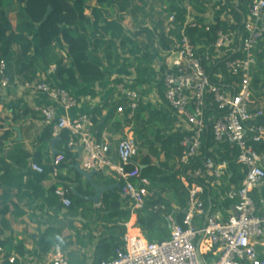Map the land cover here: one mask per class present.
I'll use <instances>...</instances> for the list:
<instances>
[{
  "label": "built area",
  "instance_id": "obj_1",
  "mask_svg": "<svg viewBox=\"0 0 264 264\" xmlns=\"http://www.w3.org/2000/svg\"><path fill=\"white\" fill-rule=\"evenodd\" d=\"M173 20V16L168 18L167 32L173 29ZM226 25L225 30L215 32L213 42L198 52L185 28L200 25L187 11L185 23L176 32L174 47L165 52L156 81L162 84L164 102L174 114L179 130L186 132L177 160L181 169L177 178L187 193L181 221L173 212L167 215L172 229L170 237L163 241L147 242L140 234L126 233L111 258L94 264H264V124L258 120L264 115V94L252 84L258 56L264 54V0L248 1L240 26L235 25L232 16ZM210 26L206 24L205 30L209 31ZM124 83L129 85L131 81ZM10 84L6 64L0 59V88ZM23 86L48 95L52 103L36 111L47 125H52L53 137L62 130L68 132L67 147L73 152L80 149L81 169H109L119 184L120 200L134 209L141 208L152 193L148 179L140 175L139 147L134 138L125 136L118 140V161L113 163L109 145L91 137L88 115L73 119L57 115V107L69 110L76 106L72 93L36 80ZM143 98L137 90L124 88L118 95L121 105L117 111L127 110V117L134 118ZM208 127L212 146L204 155L202 139ZM226 150L229 158L223 159ZM233 157L243 173L239 185L231 180L229 166ZM63 160V153L54 157L53 173ZM189 165L191 182L184 168ZM29 167L37 173L43 171L34 162ZM207 185L206 202L201 195ZM55 195L63 207L70 206L66 189L56 187ZM223 201L230 204L225 215L217 208ZM158 207L164 209L161 205L155 208ZM3 252L0 245V257ZM13 260L9 258L10 262ZM49 264L71 263L60 247H55Z\"/></svg>",
  "mask_w": 264,
  "mask_h": 264
},
{
  "label": "trees",
  "instance_id": "obj_2",
  "mask_svg": "<svg viewBox=\"0 0 264 264\" xmlns=\"http://www.w3.org/2000/svg\"><path fill=\"white\" fill-rule=\"evenodd\" d=\"M90 2L94 4L91 5ZM164 2L167 4L164 9L165 15L159 16L157 20L159 32L155 34L153 29L145 26L146 20H150L152 24L155 17L153 0H0V59L6 64V73L11 83L15 80L23 84L32 82L36 79L41 66H54V75L61 85L77 87L81 83L91 84L108 80L110 76L106 73L105 67L110 69L123 67L133 69L135 78L129 85L120 79H114L115 84L121 89L118 95L124 88L140 93L144 90L149 92L153 83L158 80V73L152 66L151 53L156 51L157 45L162 50H169L172 45L162 25L163 20L170 16L174 17L173 29L167 32L169 34L178 32L186 21L185 13L177 10L171 0ZM222 8L233 17L237 27L247 13L246 4L235 7L228 0H225ZM48 9L50 10L46 15ZM126 16L131 18L132 26L135 27L131 33L123 25ZM226 23L212 24L209 31H206L204 26H186L185 33L191 43L198 47V52H201L204 45L214 41L218 29H226ZM33 35L42 51L41 63L32 52ZM56 46L64 47L68 57H64ZM263 58L264 54L258 56L259 61ZM252 84L259 93L264 94V69L254 73ZM156 88L164 101L162 84L157 83ZM120 105L121 101H117L116 106ZM102 109H96L90 114L93 125L100 121ZM258 120L264 124V115ZM133 123L135 126L133 138L142 153L138 163L140 175L148 179L151 190L166 197L160 199L154 195L148 198L141 208L136 209L135 227L147 242L163 241L171 234L167 215L173 211L175 218L181 221L182 211L187 207V193L177 178L181 174L177 160L183 150L181 141L186 132L175 129L173 119L167 118L161 110H149L135 115L134 118H128L125 110L121 121L114 122L113 126L116 131L122 132ZM10 137L11 132L8 130L0 135V236L10 229L8 215L18 219L25 214L12 202L11 190L25 187L36 199H45L49 208H62L60 199L55 195L56 186H52L47 194L41 186L52 172V166L42 165V173L32 171L29 167V154L24 148L4 155L5 144ZM54 138L52 125L49 124L44 129L42 139L52 142ZM202 140V153L208 155V149L212 146L210 127L206 129ZM68 141V132L62 130L56 142L63 148L54 157L63 153V162L69 160L75 162L76 151L73 152L67 147ZM160 154H164L163 161L158 159ZM222 158H229L227 150L222 154ZM191 166L184 167L190 182ZM229 169L232 182L239 185L243 173L234 162V157ZM74 175V178L67 182L77 183L73 189L75 193L68 184L63 187L71 201L67 207V214H76L83 203L75 194L88 196L94 193L89 184L82 185V176L79 173L75 172ZM108 182L103 181V184L107 185ZM203 191L201 197L207 202L209 186L207 185ZM168 195L171 196V200ZM171 203L176 205V211ZM102 205L107 217L116 218L123 224L129 220L131 211L127 208L120 210L122 201L116 189L103 194ZM160 205L164 206V209L155 208ZM113 230L118 231L121 240L114 243V247H111V240H100L99 254L95 256L94 263L111 258L114 250L123 244L122 237L126 233V227L115 224ZM46 232L48 236L55 237V243L60 244V231L57 228L49 227ZM130 233L136 232L131 230ZM5 244L7 241L0 239V245ZM0 264L19 263L17 260L10 262L9 257L4 255L0 257Z\"/></svg>",
  "mask_w": 264,
  "mask_h": 264
},
{
  "label": "crops",
  "instance_id": "obj_3",
  "mask_svg": "<svg viewBox=\"0 0 264 264\" xmlns=\"http://www.w3.org/2000/svg\"><path fill=\"white\" fill-rule=\"evenodd\" d=\"M171 1L173 6L177 10L185 13V15H187V11H190L191 17L195 18L200 26H205L206 24L212 25L218 22L225 23L228 22L231 17L222 8L225 0ZM228 1L235 7L242 4H246L247 7L249 0ZM153 2L155 3L153 9L155 17L152 24L150 20H146L145 26L153 29L156 34L159 32L157 20L160 15L164 17V9L167 4L164 0H153ZM195 2L197 4H195ZM90 4L93 5L94 2ZM21 10H23V7H21ZM13 18L15 19L14 16ZM167 21L168 19L163 20L162 25L166 35H168L172 41L171 48H173L177 33H167ZM123 25L127 26V28L132 27V30L135 28L132 26L129 16L125 17ZM129 30L131 31L130 28ZM129 30L127 31L129 32ZM31 41L32 52L38 59V62L41 63L42 51L38 46L35 35L31 37ZM56 49L64 55V57H68L64 47L56 46ZM166 51L168 50H162L157 45L156 51L151 53V58L153 60L152 66L158 73V76L163 67V58ZM262 66H264V58L258 62L256 71L262 68ZM105 71L110 76L108 80L91 84L81 83L77 87H70L63 86L59 83L54 75V66H41L35 80L51 86L64 88L76 97L77 104L73 108L69 110H63L60 107L56 108L57 115L60 117L73 119L79 115L85 114L90 117L91 122L90 114L96 109L103 108L100 121L95 125L91 122V126H88V130L95 141L109 145V157L113 163H116L117 156L115 147L118 140L125 136L133 137V129L135 126L133 123L130 127L124 128L122 132L116 131L113 126L114 122L121 121L123 114V112L117 111L118 106H116V102L118 101V93L121 89L115 84L114 79H120L123 82H133L135 74L133 69L123 67L115 69L105 67ZM157 83L158 82L153 83L152 89L149 92L144 90V92L141 93L144 95V98L139 104L136 115L143 114L149 110H161L167 118L173 119L175 129L179 130L174 114L158 94L156 88ZM51 103L52 101L47 94L30 91L23 86V83L18 81L16 83H11L7 88H0V135L6 130L11 132V137L5 144L4 155L12 154L18 148H24L29 154L30 163L34 162L41 166L51 165L52 172L41 184L46 194L54 185L56 187H64L65 184H68L73 190L77 183H70L67 181L74 178L75 172L78 173L75 169V165H78L81 169L78 161L79 152L77 148L75 162H72V160L62 161L57 165L56 173H53L54 156L59 153L63 147L57 142L52 144V142L43 141L42 135L47 123L36 111L38 107ZM141 154L139 149L138 162ZM158 159L159 161H163L164 154H160ZM94 173L92 180L98 185L105 186L103 181L106 180L109 181L107 185L117 183L109 169ZM86 184L88 183L82 177V185L84 186ZM115 189L118 194V188H114V190ZM149 190L152 193L149 198L156 195V198L166 199L164 194L155 193L150 188ZM11 192L12 202L18 205L25 214L18 219H13L12 216L8 215L7 218L10 221V229L4 232V234L0 236V239L7 241V244L2 246L4 250L2 256L7 255L9 258L17 260L19 264H49L50 256L55 247H60L71 264H94L95 256L99 254L98 244L100 240H111V247H114V243L121 240V237L118 236V231L113 230L115 224L124 225L127 234H131L130 231L133 230L136 233L132 234H140L143 236L139 229L135 227L136 209L122 200L120 210L127 208L131 211L129 220L124 224L117 221L116 218L107 217V212L103 209L102 198L100 203L95 205L90 201L81 199L75 194L83 203L77 209L76 214H67V208L62 205V208H49L45 199H36L32 192L25 187L11 190ZM227 204L226 201H223L217 206L224 215L226 214L227 207L230 205ZM171 206L175 211L177 210L175 204L171 203ZM49 227H55L60 231V244L54 242L55 237L52 238L47 235L46 231Z\"/></svg>",
  "mask_w": 264,
  "mask_h": 264
},
{
  "label": "water",
  "instance_id": "obj_4",
  "mask_svg": "<svg viewBox=\"0 0 264 264\" xmlns=\"http://www.w3.org/2000/svg\"><path fill=\"white\" fill-rule=\"evenodd\" d=\"M49 10L50 9H48V12L46 15H48ZM56 140H57V137L54 138V140L52 141V144H54L56 142ZM79 151H80V149H78V152ZM75 169L78 171V173L83 177V179L90 185V187L94 191V193L92 195H88V196L77 194L78 197H80L81 199H83L85 201H90V202L94 203L95 205H97L100 203L102 195L105 192L113 191L114 188L119 187L118 183L111 184V185H105V186L98 185L92 180V177L95 174L93 171H90V172L84 171V170L80 169L78 165H75ZM72 191L75 193L74 190H72ZM168 228L171 231L172 228H171V224L169 222H168Z\"/></svg>",
  "mask_w": 264,
  "mask_h": 264
},
{
  "label": "rangeland",
  "instance_id": "obj_5",
  "mask_svg": "<svg viewBox=\"0 0 264 264\" xmlns=\"http://www.w3.org/2000/svg\"><path fill=\"white\" fill-rule=\"evenodd\" d=\"M90 3H92V2H90ZM126 28H127V26H125ZM129 28L131 29V31L129 30ZM129 28H127V30H129V32H132L133 30H132V27H129ZM260 69H264V66H262V68H260ZM143 88V87H142ZM168 197H170L169 199L171 200V196L170 195H168Z\"/></svg>",
  "mask_w": 264,
  "mask_h": 264
}]
</instances>
